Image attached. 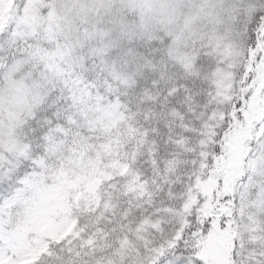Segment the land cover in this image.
Masks as SVG:
<instances>
[{
  "label": "snow or ice",
  "instance_id": "6c2138e0",
  "mask_svg": "<svg viewBox=\"0 0 264 264\" xmlns=\"http://www.w3.org/2000/svg\"><path fill=\"white\" fill-rule=\"evenodd\" d=\"M0 264H264V0H0Z\"/></svg>",
  "mask_w": 264,
  "mask_h": 264
}]
</instances>
